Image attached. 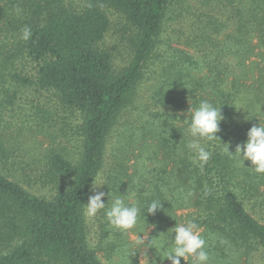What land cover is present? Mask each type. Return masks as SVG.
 I'll return each mask as SVG.
<instances>
[{
  "label": "trees",
  "instance_id": "trees-1",
  "mask_svg": "<svg viewBox=\"0 0 264 264\" xmlns=\"http://www.w3.org/2000/svg\"><path fill=\"white\" fill-rule=\"evenodd\" d=\"M189 1L84 0L77 10L65 0H27L21 23L32 34L23 47L37 70L34 79L16 78L53 91L64 108L79 114L82 154L72 161L55 152L47 163L27 167L0 142V264H103L99 253L110 264H124L128 237L108 225L103 211L96 243L88 240L81 203L102 171L109 203L116 191L128 190L141 202L163 200L154 215L145 214L150 238L167 233L174 219L194 217L211 264L260 263L264 223L251 211L264 213V173L230 158L221 144L234 152L257 118L264 122V0H202L201 7L226 8L228 19L199 7L194 28L176 30L174 42L183 47H172L171 38L161 39L166 21L170 14L176 20L186 15ZM108 9L135 29L132 60L119 71L101 47ZM152 71L149 98L139 110L138 89ZM202 99L222 105L225 120L217 133L221 144L215 142L201 171L185 148L179 119ZM126 114L131 121L122 120ZM113 132L116 148L109 157ZM115 256L122 261L115 263ZM130 260L138 262L136 255Z\"/></svg>",
  "mask_w": 264,
  "mask_h": 264
},
{
  "label": "rangeland",
  "instance_id": "rangeland-1",
  "mask_svg": "<svg viewBox=\"0 0 264 264\" xmlns=\"http://www.w3.org/2000/svg\"><path fill=\"white\" fill-rule=\"evenodd\" d=\"M26 2L27 0H0V142L5 147H9L18 161L27 167L47 163L49 157L55 152L62 153L72 161H77L82 154L79 114L64 108L53 91L40 89L34 85H24L16 78L19 75L34 79L37 70V64L26 54L23 47L24 40L21 38L23 29L21 21ZM83 2L84 0H65V5L79 10ZM201 3L202 0H190L187 8L188 14L182 15L178 20H176V14H170L166 21L162 41L165 42L169 37L172 47L175 45L182 48V44L174 42L178 36L176 30L183 28L189 32L194 28V22L198 23V18L193 13L197 12ZM175 5L177 6V3ZM202 8L212 11L221 20L228 19L224 7L203 5L199 10L201 11ZM107 15L110 26L101 42V47L111 54L112 66L115 71H119L132 60V38L135 29L120 12L108 9ZM230 31L231 29L226 30L227 33ZM253 41V45H256L257 38ZM253 48L263 49L256 46ZM154 73V71L151 75L146 73L140 84L136 98L138 102L136 106L139 105V110L147 103L148 85L154 80L149 76H155L156 73ZM130 109L134 114L138 111V109ZM131 118H133L132 114H126L122 120L131 121ZM116 133H112L107 144L109 157L116 148ZM15 156L14 159H17ZM108 164L109 162L107 166ZM99 175L105 177V171ZM21 185L28 189L26 183H21ZM251 213L264 223V213L254 211ZM86 221L88 240L93 246L98 239V215L95 219H86ZM148 255L150 259L153 257L150 250H148ZM132 256L128 258L129 264H132L130 260ZM136 256L138 259L139 254L137 253ZM99 257L103 264H110L102 253H99ZM114 261L116 263L122 260L115 256ZM157 264H159L158 261ZM163 264H169V262H163ZM184 264L187 262L184 261ZM188 264H191V260ZM256 264H264V257L260 263Z\"/></svg>",
  "mask_w": 264,
  "mask_h": 264
},
{
  "label": "clouds",
  "instance_id": "clouds-1",
  "mask_svg": "<svg viewBox=\"0 0 264 264\" xmlns=\"http://www.w3.org/2000/svg\"><path fill=\"white\" fill-rule=\"evenodd\" d=\"M31 29H22L21 38L25 41L31 37ZM190 105V104H189ZM222 105H217L209 99H202L195 106L190 105L180 120L185 125V134L188 137L185 148L192 154V163L198 165L201 171L212 156L215 142L221 141L217 133L221 131L220 125L225 120ZM255 117V116H253ZM257 118V117H256ZM258 123L253 124L246 133V140L235 146V151L230 152L227 144L223 151L230 158H239L251 163V168L256 173H264V122L257 118ZM161 128V127H160ZM107 185L103 175L92 180L89 192L85 194L87 202L83 205V214L88 220H93L103 211L104 218L114 230L125 234L128 243L125 249V264H129V256H138V264H159L169 261V264H181V260L191 264H211L210 252L207 241L203 236V229L196 218H185L176 221L174 227L158 238H150L146 231L145 214L154 215L162 208V201L158 198L141 202L135 199L134 192L128 190L126 194L118 191L111 196L109 192L100 190ZM107 195V202L104 198ZM141 224L144 227H141ZM174 234V235H173ZM147 241V242H146ZM155 248L156 255L151 259L148 250Z\"/></svg>",
  "mask_w": 264,
  "mask_h": 264
}]
</instances>
